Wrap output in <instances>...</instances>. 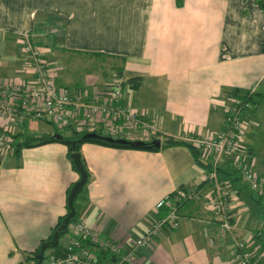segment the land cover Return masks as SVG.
Listing matches in <instances>:
<instances>
[{
	"label": "crops",
	"instance_id": "1",
	"mask_svg": "<svg viewBox=\"0 0 264 264\" xmlns=\"http://www.w3.org/2000/svg\"><path fill=\"white\" fill-rule=\"evenodd\" d=\"M21 36L42 44L58 88L100 97L120 77L127 108L156 127L157 151L81 145L89 177L74 206L77 220L100 239L120 243L128 256L123 264H235L232 243L209 207L208 172L186 146L162 145L167 138L217 134L237 93H258L262 103L264 0H0V85L31 80ZM104 60L121 63L110 66L116 78L98 63ZM41 124L47 123L26 122L14 134L49 135ZM224 160L246 163L264 177V157L255 161L244 131ZM78 179L64 144L23 148L18 156L0 152V264L33 262L29 255L67 213V189ZM227 180L222 188L234 234L264 230V193L250 189L249 196L242 180ZM178 190L194 195L179 211V226L162 227L153 245L132 252L130 244L164 215L157 202ZM204 230L217 237L216 245L208 244ZM64 238L43 261L66 257L71 237ZM89 247L101 261L108 258ZM251 250L264 264V240Z\"/></svg>",
	"mask_w": 264,
	"mask_h": 264
},
{
	"label": "built area",
	"instance_id": "2",
	"mask_svg": "<svg viewBox=\"0 0 264 264\" xmlns=\"http://www.w3.org/2000/svg\"><path fill=\"white\" fill-rule=\"evenodd\" d=\"M22 53L31 72L27 83L0 85V152H13V136L16 128H21L29 121H42L57 131L89 134L124 139L130 142H151L156 134V127L148 123L143 116L129 110L124 102L125 84L116 78L106 92L93 96L87 90L70 93L58 88L53 81L50 62L44 57V48L30 42L28 36L19 38ZM242 94L234 95L226 107L223 128L209 137H187L186 142L200 152L202 160L210 159L214 169L223 159L233 153L244 131L242 114L250 109L242 103ZM239 165V161H235ZM215 181L213 193L209 198V207L223 236L232 243V255L235 264H259L251 246L259 239L264 240V230L249 234L245 238L234 234V227L229 217L230 198L222 185L216 182L215 171L207 174ZM243 182L254 192L264 193V177H259L247 165L242 173ZM194 195L178 190L173 197H165L156 204V210L165 213L153 222L145 232L131 244V250L151 246L162 227L176 229L179 226V214L176 205L179 201L193 198ZM71 241L67 255L63 259L49 257L43 264H123L128 256L123 255L120 243L102 240L98 232L89 228L84 221L76 220L68 226ZM210 246L218 243L216 236L203 231ZM85 241V242H83ZM104 252L101 261L90 248ZM35 264L34 262H28ZM27 264V263H26Z\"/></svg>",
	"mask_w": 264,
	"mask_h": 264
},
{
	"label": "trees",
	"instance_id": "3",
	"mask_svg": "<svg viewBox=\"0 0 264 264\" xmlns=\"http://www.w3.org/2000/svg\"><path fill=\"white\" fill-rule=\"evenodd\" d=\"M55 30H59V28L56 27ZM33 41H34L33 42L34 45H36V44H40V45H37V46H41L42 45L41 43L36 42L35 40H33ZM118 78H120V77H118ZM238 94L239 93H237L236 95H238ZM240 100L242 101V103L248 104L250 106V109H247L244 112H247V111H252L253 112V111L257 110V108H259V106L261 104L260 94L253 93V92H246L244 95L242 94V97H240ZM84 135L85 134L75 133L73 131H69L68 135H66V134L65 135L64 134L57 135L56 132H54L53 134H49V135H37V136H33V135L26 136L24 134H17V135L15 134L13 136V139H14L13 153H14V155L18 156L20 150L23 149V148L40 146V145L51 143V142H58V143L64 144L67 147V157H68V159H69V161L71 163V166H72L73 170L75 172H77L75 166L73 165L72 160L70 159V155L73 154V153L80 154V147L84 143H93V144H97V145H100V146L110 147V148H117V149L143 150V151H157V150H159V148H156L154 146H150L149 144L145 145L144 147L135 148V147L126 146V145L108 143V142H105L103 140L87 139V138H84ZM59 136H61V137H59ZM114 139H119V138H114ZM178 145L186 146L190 150L196 165L199 166L200 168L204 169L205 171H207L208 174L213 172V171H215V173H216V182H218L220 185L227 184L228 183L227 179L230 178V177L232 178V181L242 180L243 169L245 168V166H247L246 163H243V162L239 161V165L240 166L235 165V162L231 163L230 165L226 164V163H224V165H223V161H225L223 159L221 165H219L218 167H216L214 169L213 164L211 163L210 159H208L207 161L206 160H202L201 157H200V152L198 150H196L192 145L188 144L185 141H175V140H172L170 138H167V139H165L163 141L162 147L178 146ZM80 158H81V162L83 164V167L85 168V171L87 173V178H88L89 177V173H88V170H87V168H86V166L84 164V161H83V159L81 157V154H80ZM206 182L209 183L210 185H214L215 184V181L209 180L208 178H207ZM86 184L83 187V189L81 190V192L79 193V195L77 196V198H76V200L74 202V206H75V203L77 202V200L85 193ZM71 187H72V185L67 189V198H68V195H69ZM170 196L173 197L174 194L170 195ZM186 201L187 200L183 199V200H181V201H179L177 203L176 209H177L178 214L180 213L179 211H180L182 205ZM66 208H67V201H66ZM67 213H68V208H67ZM67 213L64 216L59 218V220H58L56 226L53 228L50 236L45 241L41 242V244H40V246H39V248L37 250H35L31 255H29V259L32 260L35 264H39V257L38 256H39L40 249L42 247H44V250L46 251L47 249L51 248L50 247V245H51L50 243L53 240L54 232L57 229V227L61 224V222L64 220V218L66 217ZM76 220H77V215L71 221V223L76 221ZM67 233H68V229H67V231H66V233L64 235H61L59 237V240H60V238L65 236ZM83 242H85V241H83ZM100 254H101L100 255L101 257H103L105 255L104 252H100ZM43 260H44V255H43ZM42 262L40 264H42Z\"/></svg>",
	"mask_w": 264,
	"mask_h": 264
},
{
	"label": "rangeland",
	"instance_id": "4",
	"mask_svg": "<svg viewBox=\"0 0 264 264\" xmlns=\"http://www.w3.org/2000/svg\"><path fill=\"white\" fill-rule=\"evenodd\" d=\"M43 39V38H42ZM95 64L97 63L96 61L94 62ZM99 64H101V67L105 69V71L109 74L112 75L113 77L111 78H116L118 75L117 72H110V66L115 65L119 66L121 65L120 62L115 63L114 61L111 60H104V61H99ZM86 65V69H90L89 64L86 62L84 63ZM91 65V64H90ZM98 65H93L94 69H96ZM83 69L84 71L88 72V70ZM90 72V70H89ZM258 92L262 94V103L260 108L255 111H247L242 114V121L244 124V140L248 142V144H251L254 146V158L255 161L257 159H262L264 157V80L262 81L261 85L258 87ZM41 129L44 130L45 132H48L50 134H53L56 132L57 135H62L66 134V132H61V131H56L53 127H51L48 124H41ZM237 185H241L240 182H238ZM244 191H246V194L250 196V189L249 188H244ZM264 205V204H263ZM254 208H257L256 203L254 202L253 204ZM264 210V206L261 207L260 211L262 212ZM70 232L68 230V233L65 235L66 240L68 241L70 238Z\"/></svg>",
	"mask_w": 264,
	"mask_h": 264
},
{
	"label": "water",
	"instance_id": "5",
	"mask_svg": "<svg viewBox=\"0 0 264 264\" xmlns=\"http://www.w3.org/2000/svg\"><path fill=\"white\" fill-rule=\"evenodd\" d=\"M59 137H61V136H59ZM84 138L103 140V141L108 142V143L126 145V146L135 147V148L144 147L147 144H149L150 146H154L156 148L160 147V141H158V140H152L149 143H144V142H139V141L130 142V141H126L124 139H114L111 137L101 136V135L96 134V133L85 134ZM70 159L72 160L73 165L75 166L76 171L79 174V179L72 185V187L70 189V192H69V195L67 198L68 213H67L66 217L64 218V220L61 222V224L57 227V229L54 232L53 240L50 243L51 248H55L58 246L59 237L66 233L68 226L70 225L71 221L76 217V210L74 207V202H75L77 196L79 195V193L81 192V190L83 189V187L85 186V184L87 183V180H88L87 173H86L85 168L83 167V164L81 162L80 154L73 153L70 155ZM44 251H45L44 247H42L40 249L39 256H38L39 257V264L43 261Z\"/></svg>",
	"mask_w": 264,
	"mask_h": 264
}]
</instances>
